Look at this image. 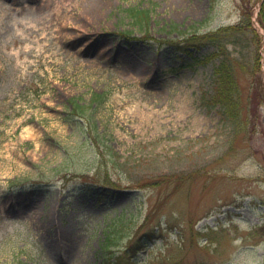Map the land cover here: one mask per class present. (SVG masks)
<instances>
[{
  "label": "rangeland",
  "instance_id": "374dc122",
  "mask_svg": "<svg viewBox=\"0 0 264 264\" xmlns=\"http://www.w3.org/2000/svg\"><path fill=\"white\" fill-rule=\"evenodd\" d=\"M262 3L0 0V264H105L111 219L125 264H264Z\"/></svg>",
  "mask_w": 264,
  "mask_h": 264
},
{
  "label": "trees",
  "instance_id": "16d2710c",
  "mask_svg": "<svg viewBox=\"0 0 264 264\" xmlns=\"http://www.w3.org/2000/svg\"><path fill=\"white\" fill-rule=\"evenodd\" d=\"M262 8L264 9V3H262ZM128 16H131L133 18L132 20L135 21L134 23L135 24L138 23L139 25H143V23L145 25L148 23V20H149V14L146 10L143 11V10H138L135 8H130L128 10ZM207 40L213 42V36L207 35L204 38V41H200V42L206 43ZM194 42L195 41H191V40L187 41L186 44L180 47V50L184 51L187 54V56L190 58V61H188L187 63H180L177 67L173 68L174 70L182 68L184 66L192 67L193 64L206 61L210 59L211 55H213V54H209L208 56H205V57L195 56L192 53V51L188 50V46L192 44L195 46L196 43ZM214 72L217 74H216V78L214 77L215 78L213 82L214 86L212 85V88H211L213 93L208 95L207 100H210V101H207V102L211 104L213 103L218 104L219 107L223 110V116L226 115L225 118H231L232 116H227L226 114L227 110L225 111L224 105H228L227 108L230 109V114H234V112L236 111H235V108L234 109L232 108L233 106L236 105V103H238V97L235 95L234 90L233 91L231 90V87L234 84V80H233V77H231L229 74V70L227 66L225 65L224 58L221 59L220 63L215 66ZM101 98L102 97L100 94L94 93L92 95L91 101L92 102H102ZM82 108L83 106L78 105L77 103H75L73 106L74 111L81 112ZM115 220L116 219H111L108 223H106L105 227L103 228L104 237L98 243L99 250L102 252V263H105V264H125L126 261L130 262L129 261L130 258L136 254L139 248L143 246V242H144V240H142V237H136L135 239L130 241L127 247L123 249V251H120L119 254L116 253V251H114L112 247L116 246V243H117L116 240L120 241V239L115 232L116 231L115 226H114ZM154 235L155 233H152L149 236L154 237ZM25 247L26 245H23L22 249L26 250ZM26 260H23L20 258L19 264H29L28 263L29 261L27 258Z\"/></svg>",
  "mask_w": 264,
  "mask_h": 264
}]
</instances>
